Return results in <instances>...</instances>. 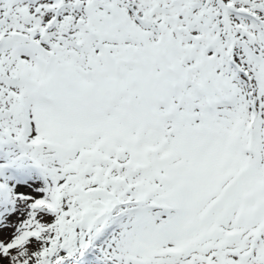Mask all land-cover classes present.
<instances>
[{
	"label": "snow or ice",
	"instance_id": "obj_1",
	"mask_svg": "<svg viewBox=\"0 0 264 264\" xmlns=\"http://www.w3.org/2000/svg\"><path fill=\"white\" fill-rule=\"evenodd\" d=\"M0 264H264V0H0Z\"/></svg>",
	"mask_w": 264,
	"mask_h": 264
}]
</instances>
